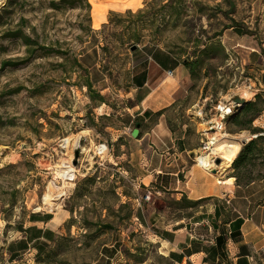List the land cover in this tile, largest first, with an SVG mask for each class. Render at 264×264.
Masks as SVG:
<instances>
[{"label":"rangeland","instance_id":"rangeland-1","mask_svg":"<svg viewBox=\"0 0 264 264\" xmlns=\"http://www.w3.org/2000/svg\"><path fill=\"white\" fill-rule=\"evenodd\" d=\"M86 1L90 7L83 0H0V264H173L153 242L164 220L154 217L192 210L144 176L161 166L179 169L183 181L191 164L199 167L198 155L210 152L207 122L224 113L219 105H233L223 129L241 147L239 130L257 128L261 137H251L257 146L238 174L243 181L260 174L264 0ZM142 71L145 89L165 105L146 122L136 116L141 94L132 78ZM243 92L254 104L240 122L229 121L244 106L232 97ZM159 118L178 138L176 148L188 151L171 165L172 150L151 145L140 156L132 138ZM64 169L70 180L57 176ZM49 186L64 194L51 207L44 204ZM34 213L67 218L53 239L13 254L26 245L23 232L33 234L26 225Z\"/></svg>","mask_w":264,"mask_h":264},{"label":"crops","instance_id":"crops-1","mask_svg":"<svg viewBox=\"0 0 264 264\" xmlns=\"http://www.w3.org/2000/svg\"><path fill=\"white\" fill-rule=\"evenodd\" d=\"M111 10L109 8L107 12ZM168 70L174 72V69ZM146 82L136 87L141 94L136 116H142L144 122L152 116H162L161 111L165 106L161 94L145 89L148 86ZM161 121L159 118L149 131H133L132 138L138 144L140 156L150 152L147 147L152 148L151 145H163L165 150H172L171 154L167 153L173 156L168 157L165 163L171 165L188 151L186 148H176L174 141L178 138L167 128L164 129ZM239 131L237 135L241 136V144L245 146L253 139L252 132L248 128ZM248 136L250 139L247 140ZM243 140L245 143H242ZM196 165L193 163L187 168L183 181L177 178L179 169L175 171L161 166L144 176V180L148 179L149 184H154L159 193L172 191L175 201L185 196L187 209L192 210L184 216H166L157 211L154 219H164L160 233L152 234L159 252L173 264H264V166L257 177L243 181L237 179L240 164L225 169L218 167L217 177ZM203 205L209 208L196 209H202ZM31 216L26 226L33 227V234L28 236L24 231L26 245H21L19 250L13 249L12 253L21 251L19 255H22L29 252L31 244L47 242L56 235L55 227L67 218L64 214L61 221L54 222L55 216L51 214L34 213Z\"/></svg>","mask_w":264,"mask_h":264},{"label":"bare ground","instance_id":"bare-ground-1","mask_svg":"<svg viewBox=\"0 0 264 264\" xmlns=\"http://www.w3.org/2000/svg\"><path fill=\"white\" fill-rule=\"evenodd\" d=\"M240 97L242 99L248 100L251 97V92H243ZM222 108H223V112L225 111V109L226 110L228 109L227 107L219 105L218 109H222ZM215 122L217 124H219L220 119L219 120L212 119V120H209L207 123L211 124V123H215ZM205 130L208 131V133L206 134V136L208 137V141L206 143L207 144L206 149H208L210 152L208 155H202L201 154L200 156L198 155V157L196 156L197 157L196 161L198 162L199 167H201L207 171H211L213 169H218L219 166L218 167L214 166V164L212 163L213 158H214L213 155H215L216 157L222 159L220 166L223 169L228 168L231 165V163L234 161L238 152L240 151V148H241L240 143L237 141L234 142L233 140L228 139L229 134L226 131H224L223 124H222V127H220V128L218 125H216V126L213 125V126H209V127L207 126ZM251 137H255V135L253 134V135H251ZM246 139L248 140L250 138L246 137ZM223 143L225 144L226 151L220 152L222 150L219 151L218 147ZM98 149L104 151V148L101 146H99ZM66 168H69V167H65V169ZM65 169L64 170H57L56 174H57V176L65 179V180H70L71 174L69 173V170L65 171ZM71 169H72V167H71ZM63 195L64 194L62 191H57L56 193H54V191H52L51 187L49 186L47 192L44 195V204L47 205L48 207H51L57 203L56 202L54 204L53 201H58V200L60 201V199L63 197Z\"/></svg>","mask_w":264,"mask_h":264},{"label":"trees","instance_id":"trees-1","mask_svg":"<svg viewBox=\"0 0 264 264\" xmlns=\"http://www.w3.org/2000/svg\"><path fill=\"white\" fill-rule=\"evenodd\" d=\"M86 4L87 7H90L89 3L86 1V0H83ZM110 13L112 14L113 11H110ZM23 39L25 40V44L29 45L30 44V38L27 37V36H24ZM76 61V60H75ZM159 65L162 67V68H165L166 64L164 61H158ZM76 64L78 66H80V64L76 61ZM192 63H190V61H184L183 65L186 67V69L189 71V72H193L194 68L191 66ZM133 82L135 84V87H139V86H142L146 80H147V75L145 73V71H142L140 72L139 74L137 75H134L133 77ZM85 86L90 88L91 87V83L89 81V79H85ZM254 104V102H249L246 104V102L244 103V106L237 112L235 113L234 115H232V117L229 118V121H232V122H235V123H238L240 122V118L242 115H244L248 109L250 108V106H252ZM255 116L251 117L248 122H251L252 119L254 118ZM251 130V132L253 134H255L257 132V128L253 127V128H248ZM261 135H257L256 138H260ZM255 146H257V143H256V140L255 139H251L245 146L242 147V149L240 150L238 156L236 157V159H234V161L232 162L231 166L232 167H237L239 164L240 165H245L246 163H248L250 160H251V154L253 153V150L255 148ZM239 165V166H240ZM238 174V173H237ZM237 179H241L239 174H238V177ZM248 181V180H246ZM183 199L186 200V202L188 203L187 199L185 196H182ZM106 227H110L109 225H106ZM53 239V238H51ZM44 241H41V243H43Z\"/></svg>","mask_w":264,"mask_h":264},{"label":"water","instance_id":"water-1","mask_svg":"<svg viewBox=\"0 0 264 264\" xmlns=\"http://www.w3.org/2000/svg\"><path fill=\"white\" fill-rule=\"evenodd\" d=\"M136 48H137V45H132L130 47V50H135ZM232 101L236 104V106L239 105V104H244L245 103V99L240 98L238 95H234L232 97ZM210 126H213V124L211 123ZM256 136H257V134H256ZM242 143H245V140H243ZM215 163L219 164L220 163V159L219 158L218 159H215ZM218 171H219L218 169L211 170V172L214 173V174H217Z\"/></svg>","mask_w":264,"mask_h":264},{"label":"built area","instance_id":"built-area-1","mask_svg":"<svg viewBox=\"0 0 264 264\" xmlns=\"http://www.w3.org/2000/svg\"><path fill=\"white\" fill-rule=\"evenodd\" d=\"M166 73H167L168 76H171L172 73H173V71L172 70H167ZM231 108H233V105H231V107H229L227 109L228 111L225 109L224 113L220 115L221 120H220L219 124H217L216 122L215 123H212V124L214 126L218 125L219 128L222 127V124H223L222 119L224 118L225 115H228V114H230L232 112ZM219 110L221 111V109H219ZM147 198H148V195L145 197V199H147Z\"/></svg>","mask_w":264,"mask_h":264}]
</instances>
